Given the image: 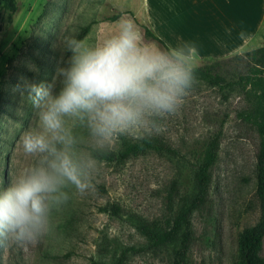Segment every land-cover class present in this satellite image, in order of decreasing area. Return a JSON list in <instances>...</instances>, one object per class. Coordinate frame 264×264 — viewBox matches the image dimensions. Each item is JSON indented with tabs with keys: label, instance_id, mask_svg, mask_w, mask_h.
Wrapping results in <instances>:
<instances>
[{
	"label": "rangeland",
	"instance_id": "1",
	"mask_svg": "<svg viewBox=\"0 0 264 264\" xmlns=\"http://www.w3.org/2000/svg\"><path fill=\"white\" fill-rule=\"evenodd\" d=\"M13 1L15 8L10 11L0 0V189L34 163L24 155L21 137L35 125L36 118L16 88L24 80L52 81L61 56L58 36L72 29L78 34L87 26L79 39L100 44L114 34L117 21L125 17L135 22L142 35V26H147L167 47L193 43L165 39L157 14L173 17L174 26L186 29L185 34L196 36L200 44L208 42L214 49L227 51L234 42L233 35H225L227 18L234 13L241 21L250 17L245 0L243 5L229 8L221 0ZM118 13L115 19L110 18ZM194 26H198L196 35ZM144 41L163 48L154 39L144 37ZM245 43L226 53L202 54L199 65L218 62V72L226 80L232 79L237 69L242 71L244 52L264 45V15ZM32 66L38 71L30 70ZM198 81L178 114L163 121V130L158 133L174 153L150 152L122 164L104 162L93 193L73 195L54 213L52 231L38 243L0 247V264H110L119 258L122 264H169L171 249L152 252L143 248L145 239L128 215L166 225L177 211L179 195L192 187L194 165L207 140L216 134L217 158L207 198L191 216L193 237L186 264H230L237 256L239 234L259 217L254 189L258 138L254 126L237 115L246 108V99L228 88L222 92L216 85ZM172 183L179 194L170 189ZM106 202L120 205L121 216L99 212L97 207Z\"/></svg>",
	"mask_w": 264,
	"mask_h": 264
},
{
	"label": "clouds",
	"instance_id": "2",
	"mask_svg": "<svg viewBox=\"0 0 264 264\" xmlns=\"http://www.w3.org/2000/svg\"><path fill=\"white\" fill-rule=\"evenodd\" d=\"M117 24L100 44L79 39L75 29L58 36L52 81L17 85L36 118L21 137L34 163L0 189V247L48 235L54 213L73 195L96 190L102 157L114 143L160 133L199 82L195 43L161 48L145 42L132 19Z\"/></svg>",
	"mask_w": 264,
	"mask_h": 264
},
{
	"label": "trees",
	"instance_id": "3",
	"mask_svg": "<svg viewBox=\"0 0 264 264\" xmlns=\"http://www.w3.org/2000/svg\"><path fill=\"white\" fill-rule=\"evenodd\" d=\"M1 1L4 2L10 11L14 10L15 4L13 0ZM119 14L121 13L110 18L115 19ZM86 27L83 26L81 28L80 33L77 34L78 38L84 34ZM142 28L145 38L154 39L163 48L167 47L151 29L145 25ZM243 56L242 71L237 69L230 80H226L218 72V62L199 65L196 75L198 79L206 84L216 85L222 92H224L225 88H228L229 91L235 92L241 99H246V108L239 110L237 115L242 121L254 126L258 138L255 154L254 189L258 202L259 217L254 225L244 228L239 234L237 256L230 264H264V255L261 254L264 236V45L245 51ZM218 142L217 134L207 140L201 157L194 165L192 187L189 192L179 195L177 211L166 225H159L154 221H148L135 214L128 215L132 226L145 239L143 248L152 252H157L161 249H171L172 257L169 264H186L193 237L191 216L194 211L202 206L207 198L211 183L212 166L217 158ZM150 152L159 154L174 153V150L166 145L159 134L139 140L120 138L117 146L112 148L102 159L105 163L122 164L129 158ZM170 187L174 194H179L176 184L172 183ZM99 188L103 190L101 186ZM97 210L115 217H120L122 214L121 206L115 202H106L98 206ZM110 264H122V261L119 258Z\"/></svg>",
	"mask_w": 264,
	"mask_h": 264
},
{
	"label": "crops",
	"instance_id": "4",
	"mask_svg": "<svg viewBox=\"0 0 264 264\" xmlns=\"http://www.w3.org/2000/svg\"><path fill=\"white\" fill-rule=\"evenodd\" d=\"M245 1H246V5L249 6L248 7V13H249L250 17L247 19L248 21L247 20L241 21L242 18H240V20H239V18L237 17V14L234 13V14H231V16H229L227 18V22H225L228 24V26L226 27V30L224 29L226 37H229V35L230 36L233 35L232 38L234 39V42L231 43V44H233V46L227 51H226V49L225 50L214 49L212 46H210V44L208 42H205L204 44H200L199 40H197V41L195 40L196 36L193 38L192 36H190V34L189 35L185 34L186 29L181 30L180 28L175 27L174 26L175 20L173 17H169V16L168 17H160L156 14V17H158L160 19V22L158 23L159 24L158 28H161V26H163V29L162 28L161 29L164 30V32L166 34L165 39L170 38V39L177 40L179 38V40H181V41H192L193 43H195L196 46L199 47L200 55L206 54V53H226V52H228L234 48H237L239 46L241 47L243 44H246L245 43L246 40L252 34L253 27L259 23V21L261 20V18L264 15V0H245ZM221 3L223 5H225L227 8H229V7H231V5H234V4L235 5L242 4V0H221ZM234 17H236V19L231 20ZM197 28H198V26L193 27V35L194 34L196 35ZM202 37H204V36H202ZM209 37L210 36H208V37L205 36V39L208 40V39H210ZM158 38H160V37H158ZM215 38H220V37L217 36Z\"/></svg>",
	"mask_w": 264,
	"mask_h": 264
}]
</instances>
